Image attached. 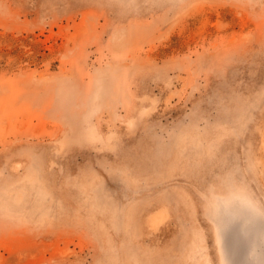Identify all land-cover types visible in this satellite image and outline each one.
<instances>
[{"label":"rangeland","instance_id":"374dc122","mask_svg":"<svg viewBox=\"0 0 264 264\" xmlns=\"http://www.w3.org/2000/svg\"><path fill=\"white\" fill-rule=\"evenodd\" d=\"M0 264H264V0H0Z\"/></svg>","mask_w":264,"mask_h":264}]
</instances>
